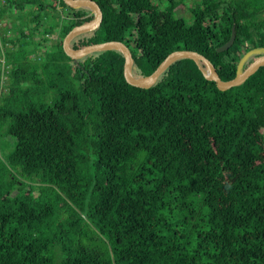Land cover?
I'll use <instances>...</instances> for the list:
<instances>
[{"label": "trees", "instance_id": "trees-1", "mask_svg": "<svg viewBox=\"0 0 264 264\" xmlns=\"http://www.w3.org/2000/svg\"><path fill=\"white\" fill-rule=\"evenodd\" d=\"M93 1L100 24L70 47L120 41L135 77L188 49L228 81L264 47L252 0H198L191 22L175 12L184 0ZM93 17L63 0H0V137L14 139L0 150V264H264V65L220 90L203 61L179 58L137 87L118 50L64 52ZM25 48L43 64L14 55ZM49 66L64 85L53 97L37 92Z\"/></svg>", "mask_w": 264, "mask_h": 264}, {"label": "water", "instance_id": "water-1", "mask_svg": "<svg viewBox=\"0 0 264 264\" xmlns=\"http://www.w3.org/2000/svg\"><path fill=\"white\" fill-rule=\"evenodd\" d=\"M63 1L66 5L70 6L71 8L89 9L94 15L92 21L73 27L65 35L63 39L64 52L72 59H79L91 52L98 50H107V49L118 50L123 54L125 58L123 73L126 81L129 84L137 87L148 88L152 86L157 81L162 71L170 63H172L173 61L179 58H191L196 63H199V61H203L204 64L206 65V69H202L203 74L208 79L213 80L217 88L220 90L229 89L233 86H237L241 84L247 77H249L252 73H254L257 70V68L264 65V55H262L256 58L255 60H253L245 69H242V65L244 61L249 56L256 53L264 54V47L251 49L247 51L239 60L237 64L236 75L234 76V78L228 81H222L221 78L219 77V74L217 73L214 64L207 57L193 50L179 49L170 52L149 75L142 77H135L132 72L133 63H134L133 56L130 50L128 49V47L120 41H106V42L93 43L80 49H73L70 47V41L73 37L84 32L92 31L98 27L102 18V13L99 5L93 0H63ZM234 38H235V28L232 27L229 39L224 44L219 46L217 50L223 51L228 49L230 45L233 43Z\"/></svg>", "mask_w": 264, "mask_h": 264}, {"label": "rangeland", "instance_id": "rangeland-1", "mask_svg": "<svg viewBox=\"0 0 264 264\" xmlns=\"http://www.w3.org/2000/svg\"><path fill=\"white\" fill-rule=\"evenodd\" d=\"M197 2H198V0H184L183 1L184 4L188 5V7L195 6L197 4ZM166 3H167L166 0H162L160 2V6L163 7V6H165ZM175 12H176L177 16H183L187 22H191L192 14L190 13V10L187 7H185L183 5L178 6V7H176ZM0 25H1V22H0ZM9 34H11V32ZM51 37H54V36L51 35ZM37 38H39V35H37ZM47 44H49V42H47ZM24 50H26L27 55L29 57V60H31V62H33V65H35V64H38V65L41 64L42 65L43 64V60H42L43 54L39 50L31 51V50L25 48V49H22L21 51L19 50L18 53L14 52V55H18V57H20V56H22ZM56 71L57 70H55L51 66H49L46 69V71L44 70L41 73V77L43 78V80H42L41 86H39L37 89V92L41 96H44V94L47 95V94L51 93L52 94L51 96L53 97V94L58 87L64 88V85L61 84L59 81H57V74H54ZM68 80L70 83L72 82L71 84H74L73 82H76L75 80H73L71 78H69ZM51 85H54L55 87L54 86L51 87ZM0 140H1L0 150L8 151L13 147V141H14L13 137H11L9 135H3V137H0ZM0 153H2V152H0ZM36 192L37 191L34 190V193H36Z\"/></svg>", "mask_w": 264, "mask_h": 264}, {"label": "crops", "instance_id": "crops-1", "mask_svg": "<svg viewBox=\"0 0 264 264\" xmlns=\"http://www.w3.org/2000/svg\"><path fill=\"white\" fill-rule=\"evenodd\" d=\"M252 2L258 4L259 6L264 7V0H252ZM181 5H183V6H185V7L188 8V5H187V4H184V3H183V4H181ZM181 5H179V6H181ZM175 11H176V9H175ZM263 13H264V12H263Z\"/></svg>", "mask_w": 264, "mask_h": 264}]
</instances>
